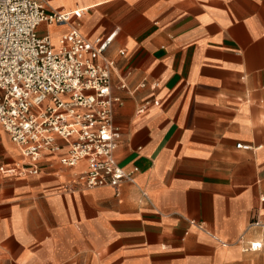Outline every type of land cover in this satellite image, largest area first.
<instances>
[{
  "label": "crops",
  "instance_id": "obj_1",
  "mask_svg": "<svg viewBox=\"0 0 264 264\" xmlns=\"http://www.w3.org/2000/svg\"><path fill=\"white\" fill-rule=\"evenodd\" d=\"M42 1L83 10L38 26L55 47L74 27L112 36L115 158L133 180L81 187L85 163L47 152L36 174L0 172V264H264V0ZM24 161L1 131L0 165Z\"/></svg>",
  "mask_w": 264,
  "mask_h": 264
},
{
  "label": "built area",
  "instance_id": "obj_2",
  "mask_svg": "<svg viewBox=\"0 0 264 264\" xmlns=\"http://www.w3.org/2000/svg\"><path fill=\"white\" fill-rule=\"evenodd\" d=\"M82 11L59 12L42 0H0V132L25 159L21 167L0 165V172L36 174L43 152L59 154L62 166L85 163L76 178L81 187L110 186L118 194L121 182L133 175L115 158L120 130L113 103L120 99L111 93L114 60L102 57L112 36L88 40L74 27L55 47L48 35L38 33L41 23H65ZM236 146L251 148L243 142ZM255 223L264 233V225ZM261 246L255 240L245 249Z\"/></svg>",
  "mask_w": 264,
  "mask_h": 264
},
{
  "label": "rangeland",
  "instance_id": "obj_3",
  "mask_svg": "<svg viewBox=\"0 0 264 264\" xmlns=\"http://www.w3.org/2000/svg\"><path fill=\"white\" fill-rule=\"evenodd\" d=\"M38 33H40V32H38Z\"/></svg>",
  "mask_w": 264,
  "mask_h": 264
}]
</instances>
